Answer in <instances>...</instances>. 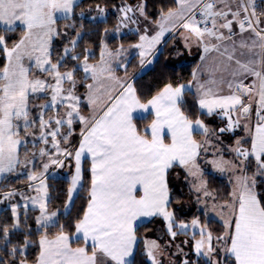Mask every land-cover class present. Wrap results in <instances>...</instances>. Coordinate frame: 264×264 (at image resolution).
Here are the masks:
<instances>
[{
  "label": "snow or ice",
  "instance_id": "obj_1",
  "mask_svg": "<svg viewBox=\"0 0 264 264\" xmlns=\"http://www.w3.org/2000/svg\"><path fill=\"white\" fill-rule=\"evenodd\" d=\"M176 4L175 10L169 9L166 13L161 10L157 22L159 30L154 35H147L145 29L140 42L132 45L139 49L141 66L152 63L146 58L154 55L166 32L177 26L182 28L186 46L195 40L204 46L205 53L215 51L221 57L207 81L200 82L199 70L192 73L198 109L208 116L218 114L226 120V126L220 128L219 133L242 128L250 139V148L242 146L247 141L241 138L230 149L238 164L223 158L210 161L221 173L232 170L239 174L235 176L230 201L219 206L222 234L214 237L207 225L201 226L199 219L192 220L190 226L198 229L200 235V239L195 240V254L207 257L209 264H264V191H257L256 180V176H264V13L256 11L255 0H176ZM75 6L77 0H0V30L10 33L23 29V35L11 47L6 36L0 35V52L6 58V63L0 67V174L14 172L21 165L19 150L25 143L21 122L26 134L36 122L30 119V97L39 98V94L50 92V101L39 106L40 139L47 144L50 136L56 151L40 150L41 157H49V162L43 163L40 176L29 173L28 180H38L35 191L43 193L30 198L34 206H39L37 224L43 229L58 226L59 232L53 239H49L47 232L41 235L34 264H136L137 222L141 218L162 216L168 222L170 235L173 238L177 235L172 230L173 214L167 210L170 203L168 178L173 169H184L198 181L194 185L197 193L215 199L208 191L198 162L202 152L207 153L211 144L209 137L214 133L203 120H193L183 109L186 89L193 87L191 82L167 83L143 102L133 83L118 77L110 63L123 49L113 52L106 44L98 64L88 63V55L83 58L85 78L93 82L84 84L92 114L82 115L81 97L75 95L76 69L62 73L61 61L53 63L50 51L53 38L59 34L58 19L70 17ZM119 11L123 14L122 24L132 19L128 13L139 12L148 18L143 2L135 8L126 4ZM233 25L238 28L239 40L234 39ZM71 43L74 48L76 41ZM69 51L65 49L66 54ZM71 59L79 60V57ZM117 67L126 70L127 65ZM33 68L50 76L54 83L34 77ZM250 78L252 82L245 83ZM65 82L70 84L68 89L64 88ZM105 82H110L107 88ZM59 107L67 109L63 117L57 112L56 117L45 119L47 110ZM149 116L152 117L150 123L143 129L138 127L137 121L147 120ZM74 121L83 128L73 154L60 147L57 137L68 143ZM65 125L68 131L62 134L61 128ZM197 135L205 137L204 141H198ZM85 154L91 158V187L86 210L74 225V235L82 240L83 246L73 247V237L66 233L65 225L59 224L58 213L48 211L47 185L43 177L50 166L64 167L65 159L74 158L75 174L65 205L68 208L82 182L81 164ZM253 158L256 172L250 177L246 174V163ZM14 195V192L4 193V199ZM12 214L17 221L15 228L19 223L17 205L12 206ZM190 226L181 223L178 227ZM2 236L8 240L7 226L3 227ZM32 244L33 241L25 239L22 247H13L9 255L15 261L17 255H24V250ZM145 246L151 264H160L156 258L160 246L155 241L145 242ZM0 264L6 261L0 258ZM19 264H28L27 257L19 260ZM183 264L189 262L185 260Z\"/></svg>",
  "mask_w": 264,
  "mask_h": 264
},
{
  "label": "trees",
  "instance_id": "obj_2",
  "mask_svg": "<svg viewBox=\"0 0 264 264\" xmlns=\"http://www.w3.org/2000/svg\"><path fill=\"white\" fill-rule=\"evenodd\" d=\"M127 3V5H136L137 2H143L145 4V11L148 21L155 22L160 18L161 10L165 13L177 7L176 0H80L77 6L74 7L71 17L67 19H61L57 21L56 28L58 35L52 40L51 47V59L52 62H56L60 55L69 48L71 51L79 57V60H73L67 58L62 62L60 71L66 69H76V73H80L77 68L78 62L81 60L83 55L85 56L86 50H91L89 60L94 62L99 59V53L101 46L105 43L108 48L114 50L119 46L124 47L125 45H132L137 42V37L134 35L121 36L120 38H115L113 36V30L115 25L118 23L117 16L113 11L114 8L119 7L122 3ZM92 7H102L106 9L105 19L100 21H92L82 17L81 13L89 10ZM0 35H5L8 39V46L11 47L12 44L23 35V29L18 28L14 32L5 33L0 30ZM173 38L170 37L163 44L162 49L159 51L157 58L152 63V66L143 74L133 78L132 83L137 90V94L140 96L143 102H146L157 92H159L165 84L172 83L173 85L188 83L191 80L193 69L197 64V57L193 56V59L185 64L178 67H173L169 65L170 59H172L173 46H178L171 43ZM72 41H76V45L73 48ZM170 46H169V45ZM137 56H132L128 67L132 71L136 70L137 66ZM6 63V58L3 52H0V67H3ZM183 109L190 116V118H199L204 121L205 125L209 128L210 132L217 130L222 126V120L215 117L214 115L208 116L198 111L196 100L192 92L187 91L185 96V104ZM147 120H138V127L141 129L148 123ZM222 123V124H221ZM238 133V132H236ZM236 133L230 134L227 138L226 134L221 135L223 139L217 147L218 152L223 157L232 158V153L229 152L228 146L234 143L235 138L239 135ZM226 140V141H225ZM227 142L225 144V142ZM243 146H249L248 142H244ZM208 156L206 154L201 156L199 164L204 171V178L207 181L208 190L213 194L215 200L219 203H225L230 198L231 186L230 183L225 178L218 177L206 170L207 164L205 162ZM256 172V165L254 158L250 159L246 163V174L248 176H253ZM82 184L81 187L73 199L70 211L59 217V224L65 225V231L67 234H72L74 230V225L78 218L82 217L88 202V192L90 189V173L88 162L83 164L82 173ZM169 193H170V203L169 210L172 211L175 219L179 220L181 217L178 215L179 206L185 198V194L188 196H193L190 188L187 186V177L185 173L180 168H175L171 171L169 175ZM257 180V191H264V176H256ZM69 180L67 179H56L51 181L48 185L49 200L48 209H59L62 207L66 201L68 192ZM197 214H188L183 216L187 220H191L192 217L196 216L200 219L202 223H205L213 233V236L222 234L224 231L223 225L214 219H207L201 211H197ZM35 210H30L26 215H21L19 219V228H14L15 224L11 215L10 210H2L0 212V258L6 261V264H12L14 261L12 256L9 255L13 247L20 248L24 244L25 239L33 241V244L25 249L24 255H17L16 260L24 259L27 257L28 262H34L39 254L38 241L42 234L47 232L49 237L55 236L59 232V227H49L44 231L36 229L35 224ZM185 220V221H187ZM163 225V220L161 217L155 218L147 223L141 224L137 227V248L135 251V262L136 264H151L147 260V254L145 252L146 247H144V240L148 233L152 231L154 225L158 222ZM7 226L9 228V237L5 241L2 236L3 227ZM75 244H80L81 242L75 241ZM193 264H203L201 260H195L191 257Z\"/></svg>",
  "mask_w": 264,
  "mask_h": 264
},
{
  "label": "rangeland",
  "instance_id": "obj_3",
  "mask_svg": "<svg viewBox=\"0 0 264 264\" xmlns=\"http://www.w3.org/2000/svg\"><path fill=\"white\" fill-rule=\"evenodd\" d=\"M141 3L142 2H138L137 5H139ZM126 4L127 3L123 2L119 7H116L113 9V11L115 12V14L117 16V20H118V23L115 25L114 30H113V36L115 38H120L121 36H126L129 34L134 35L137 37V42L134 44H137L139 41L140 35H142V33H145V29H139L136 26L137 22L141 20L142 16L139 14V12L128 13L129 16L131 15L132 19L125 21L124 24H126L127 26H124V24H122L121 20H120V18L123 14L119 11V9ZM137 5H134V6L132 5V7L135 8ZM98 8H102V7H92L89 10H86L83 13L82 17H85L86 19H90L92 21H100V20L105 19L106 9L102 8V9H104V11L100 12L98 10ZM132 20H135L136 22L132 23ZM182 31H184V30L182 28H179V29L175 30V32H174L175 34H173V35L179 34V37H182ZM180 41L178 42V41L173 40L170 43V45H171L174 42L178 46V48L176 46H173L174 50H173V53H171L172 59H170L169 65H171L173 67H178L182 64L188 63L193 59L192 53L188 49L189 43L186 46L185 40L183 42L180 39ZM165 42L166 41H164V43ZM134 44H132V45H134ZM104 45H105V43L101 46V50L99 53V59L97 61H94V62H92L88 59V63H90V64H98L99 63L101 51H102ZM132 45H128V46L125 45L124 47L119 46L114 50L108 48L109 50H111L113 52H115L117 49H121V48L123 49L121 55L118 57H114L110 61V63L112 65V67L114 69H116L117 76L121 77V78H126L127 80L130 81V83H132V80L134 77L143 74L152 66V64H151V66L149 65L148 67H145L144 69L140 70L141 66H140L139 60L136 58L137 59V66H136L137 68L135 71L131 72V69L128 67V64L131 61V57L133 55L132 51L134 48L132 47ZM51 47H52V43H51ZM162 47H163V45H162ZM162 47H161V49H162ZM68 49L70 51L67 54L64 51L62 53V55H60L58 60H57V61H61V64L64 60H67L68 57H69V59H71L72 56H76V54H74L71 51L70 47ZM50 51H52V50L50 49ZM90 54H91V50H87L85 55H90ZM133 56H135V55H133ZM157 56H158V54H157ZM157 56H156V58H157ZM61 58H63V59H61ZM83 58H84V55L77 64V68L80 70V73L75 72V74H74V78L77 81V85L75 88V95L81 97V104H80L81 114L85 115V116H90L92 114V108L87 104V93H86V88L84 87V84L92 83L93 81L90 78H87V79L85 78V73L82 70ZM56 62H53V63H56ZM26 64H27V61H26ZM117 65H127V68L125 70L124 67H117ZM70 70H73V69H70ZM65 71H69V70L66 69V70L61 71V72L63 73ZM33 76L34 77L38 76L41 79H45L48 81V83H54V80H52V78L50 76H48L44 73L37 72L34 68H33ZM109 84H110V82H105V87L107 88L109 86ZM69 87H70V84L68 82H65L64 88L68 89ZM50 98H51L50 92L47 94H39V98H37L36 96L30 97V112H31L30 119L35 120L36 122L31 127L28 128L27 134L24 132L23 124L21 122V136L24 138V141H25L24 145L19 150L20 151L21 165L18 166L14 172L0 174V212L2 210H6V209L10 210L13 221L16 224V222H17L16 217H14L12 214V206L13 205H17L18 221H19L20 216L22 214L26 215L30 210H35V212H36V214H35L36 215L35 216L36 229L40 230V231H44L45 229L41 228L37 224V217L40 215L39 206H38V204L34 206L31 202L30 198L38 197L40 195H43V193H37V191H35V186L39 184V181L38 180L37 181H29L28 180V174L29 173H35L37 176H40V174L43 172V168H42L43 163L49 162V157H47V156L41 157V155H40L41 149H45L46 151H48L50 153H55V151H56L52 147V142H51L52 138L50 136L48 137L49 143H47V144L43 143L42 140L40 139L41 129H40L38 117L40 115L41 109L39 106L49 102ZM66 110L67 109L64 107L51 108L45 112V119H48L49 117H56L57 112L59 113L60 117H63ZM220 119L222 120L221 122L223 123V124L221 123L222 126H220L217 130L213 131L212 133H214V135L210 136L209 138L211 141L214 142L215 146L217 147L218 141H219V143L223 141V139L221 138V135L226 134V136L228 138L230 136V134L238 132V133H236L237 135H239L238 138L236 137L234 140V143H232V145L231 144L226 145V147L228 146L227 148H228L229 152L232 153V156H233L232 158L235 159L237 162H239L235 153L230 151V149L234 148L236 146V140L237 139L244 138V140H246L248 142L249 139H248L247 133L242 128L236 129L235 132L219 133L218 130L220 128L226 126V120L222 117ZM52 127L54 128V127H56V125L53 123ZM82 128H83V125L81 123H79L78 121H74V123L72 125V135L69 137L68 143H65L64 140L62 139V137H57V139L60 141V147L61 148H67V149L71 150L73 144L75 143L78 136L80 135ZM67 131H68V129H67L66 125L61 128L62 134L66 133ZM226 143L227 142H225V144ZM243 147L247 148V146H243ZM219 148H217V152H218ZM59 158L63 159V157H59ZM70 159H71V157H68L67 159L64 160V164H65L64 167H58L56 165H52L49 167L47 173H45L43 178H44L45 184L47 185V199L48 200H49V191H48L49 183L51 181L53 182V180H56V179H67L68 180V167H69V163L71 162ZM209 173H211V172H209ZM196 183H198L196 178L191 177L190 182L187 184V186L190 188V190L192 192H194L195 195L188 196L187 194H185L186 196H185L184 200L181 202V205L179 206L178 215L181 218L179 220H177V219H175V217L173 215L172 230L177 233L176 237L173 238L170 235V233L168 231V222L162 217L163 225L161 223L162 221L161 222L159 221L158 223H156L154 225V227L152 228V231L150 233H148V235L146 236V238L144 240V244H145V242L155 241L160 246L159 251L157 252V256H156V258L160 262V264H178V261H183L184 259H187V261L189 262V261H191V257H194L195 260H201L203 264H209V259L207 257H200V256L196 257L195 256V251H194L195 241H194V239L196 237H200V235H199L198 229H193L190 225H191V222L193 219H199V218L194 216V217H192L191 220H187V218H185L183 216H186V215L192 214V213L195 215L198 213L197 211H201L207 219H216L217 220V219H221L220 215H218V213H220L222 210L218 209V208H215V210H214L213 205L209 200V197H204L201 193H197L195 191L194 185ZM30 185H32V186L30 187ZM7 192H14L15 195L13 197H11L10 199H4V193H7ZM196 195H198L200 197V204H198L199 201H198V198ZM214 201L217 202L215 199H214ZM67 202H68V200L66 197V201L64 202V204L62 205L61 208L52 209V210L48 209L49 213L57 212L58 213L57 219L59 221L60 216L65 215L70 211L72 204L68 208H65V205ZM217 203H219V202H217ZM169 212L172 213V211H170V210H169ZM185 220H187V221H185ZM199 221H200V219H199ZM181 223L188 224L190 227L187 229H180L178 226ZM200 225L204 226L206 224L202 223L200 221ZM16 228H19V223H18V227H16ZM194 233H195V238H193ZM144 247H146V246L144 245ZM24 252H25V250H24ZM145 252L147 254V248H146ZM21 259H19V260H21ZM19 260L13 261L12 264H19ZM100 260H101V258L98 257V261H100ZM147 260L149 261V263H151V261L148 259V257H147ZM34 262H28V264H34Z\"/></svg>",
  "mask_w": 264,
  "mask_h": 264
},
{
  "label": "crops",
  "instance_id": "obj_4",
  "mask_svg": "<svg viewBox=\"0 0 264 264\" xmlns=\"http://www.w3.org/2000/svg\"><path fill=\"white\" fill-rule=\"evenodd\" d=\"M80 0H77V3L79 2ZM138 4V2L136 3V5ZM255 4H256V11L258 12V13H264V8H262L261 6H260V4H259V2L257 1V0H255ZM176 9V8H175ZM174 9V10H175ZM59 15V14H58ZM130 17H131V15H130ZM262 19H264V17H262ZM58 20H61V19H58ZM160 20V18L157 20V21H155V22H151V21H148V20H146L143 16L141 17V20L140 21H138L137 22V28H139V29H147V35H149V36H151V35H154L159 29H158V27H157V22ZM140 25V26H139ZM177 29H179L178 28V26L176 27V28H173L172 29V31H169V32H166L165 33V36H164V38L162 39V41H161V43L160 44H158L157 46H156V50H155V53H154V55L153 56H149V57H147L146 58V61L147 60H151L152 62L156 59V56H157V54H158V52H159V50H161V47H162V45H163V43H164V41H166V40H168L170 37H172L175 41H180V39L184 42V39H183V36L182 37H179V34H176V35H173V34H175L174 32H175V30H177ZM233 30H234V32H236V35H235V37H234V39H236V40H239L240 39V36H239V31H238V28H237V26L236 25H233ZM182 33H184V31H182ZM142 34H145V33H142ZM225 34H227V33H225ZM178 35V36H177ZM185 35H186V33H185ZM245 36H248V33H245ZM180 38V39H179ZM172 39V40H173ZM140 42V40L138 41V43ZM181 42V41H180ZM212 43H215V41H212ZM203 45L202 44H199V43H197L195 40H193V41H191L190 43H189V45H188V49H189V51L192 53V56H196L197 57V59H198V61H197V64H196V66H195V68L193 69V71L194 70H199V72L201 73V75L199 76V80H200V82L201 83H203V82H205V81H207L208 80V78H209V74L211 73V71H212V69H213V67H214V65L216 64V63H218L220 60H221V57L219 56V53H217V52H215V51H212V52H209V53H205L204 52V50H203ZM136 48H134L133 49V51H132V53H133V55H135V56H137V59L139 60V63H140V57H139V49H136ZM132 55V56H133ZM131 57V56H130ZM201 57H204V59L202 60L201 59ZM151 64L152 63H145V65L142 67L141 66V64H140V70H142V69H144L145 67H148L149 65L151 66ZM193 73V72H192ZM115 74L117 75V72H115ZM128 82H130L129 80H127ZM192 83L193 84V87L191 88V89H186V92L187 91H189V92H192L193 94H194V97H195V100H196V85H195V82H193L192 81V77H191V80L188 82V83H184V84H189V83ZM252 81H251V78L249 79V80H246L245 81V83H251ZM226 91V90H225ZM158 93V92H157ZM156 93V94H157ZM155 94V95H156ZM151 99V98H150ZM149 100V99H148ZM197 109H198V106H197ZM253 109L255 110V104H253ZM198 111L199 112H201L202 113V111L201 110H199L198 109ZM214 116L215 117H217V118H221V116L220 115H218V114H214ZM151 116H149V119H148V123H150V121H151ZM195 119H197V118H195ZM195 119H193V120H195ZM253 122H255V116H253ZM143 129V128H142ZM81 134V133H80ZM198 141H204V139H205V137H203V136H200V135H197L196 137H195ZM210 139V138H209ZM249 139V138H248ZM80 140H81V135H79L78 136V138H77V140L75 141V143L73 144V146H72V148H71V151H73V154H74V151H75V149H77L78 148V146H79V142H80ZM248 143H249V146L247 147V148H250V139L248 140ZM217 148L218 147H216L215 146V144H214V142L213 141H211V144L208 146V151H207V153H204V152H202V154H201V156L202 155H204V154H206L208 157L206 158V160H205V162H206V164H207V167H206V170L208 171V172H211V173H213V174H215V175H217L218 177H221V178H225V179H227V181L230 183V186H231V192H232V190H233V187L235 186V176L237 175V174H239V173H237V172H234V171H232V170H226L225 172H223V173H221V172H219V171H217L216 169H215V167L210 163V161H212L213 159H220V158H223L224 160H228V161H233V162H235V163H239V162H237L235 159H233V158H228V157H223L219 152H217ZM217 152V153H216ZM71 157V156H70ZM201 159V157L199 158V160ZM71 162L69 163V167H68V180H69V186H68V188L69 187H71V178H72V176L75 174V160H74V158L73 157H71ZM199 160H198V162H199ZM84 162H88V166H89V173H90V187H91V172H90V168H91V158L87 155V154H85V156L84 157H82V164H81V167H82V173H83V164H84ZM201 167V166H200ZM179 168V167H178ZM184 173H185V175H186V177H187V183H189L190 182V180H191V176H188L187 175V173H186V171L184 170V169H182V168H180ZM202 169V168H201ZM202 171H203V169H202ZM203 173H204V171H203ZM203 178H204V176H203ZM205 179V178H204ZM81 184H82V182H81ZM80 187H81V185L80 186H78V189H77V192L74 194V198H75V196H76V194L78 193V191H79V189H80ZM192 192V191H191ZM196 193V192H195ZM192 194L193 195H195L194 194V192H192ZM197 197H198V195H196ZM73 198V199H74ZM230 199H231V196H230V198H229V200L228 201H230ZM67 200H68V192H67ZM169 200H170V193H169ZM209 200H210V202L212 203V205H216V208H218V209H220V205H222V204H225V203H217V202H215L214 201V199H212L211 197H209ZM198 201H199V203L198 204H200V197H199V199H198ZM227 201V202H228ZM169 206V205H168ZM87 207V206H86ZM85 210H86V208H85ZM167 210L169 211V208H167ZM224 212H225V214L227 213V210L225 209V210H223ZM83 216V215H82ZM205 216V215H204ZM158 217H161L162 218V216H155V217H149V218H141L138 222H137V227L139 226V225H141V224H144V223H147V222H149V221H151V220H153V219H155V218H158ZM163 220V219H162ZM214 220H216V219H214ZM217 221L218 222H220L222 225H223V221L221 220V219H217ZM74 232H75V229L73 230V232H72V234H68V235H70V236H72L73 237V242H75V241H78V242H81L80 244H75V243H73L72 244V246L73 247H80V246H83V242H82V240H77L76 239V237H75V235H74ZM186 236V235H185ZM55 236H52V237H49V239H53ZM187 237V236H186ZM200 239V237H196L195 239H194V241L195 240H199ZM137 243H138V239H137ZM136 248H137V245H136ZM136 248H135V251H136ZM89 254H91V248L89 247ZM195 256L196 257H198L196 254H195ZM200 257H204V256H200ZM100 258V257H99ZM185 260H187V259H184L183 261H178V264H183V262L185 261ZM189 264H193L192 262H190L189 261Z\"/></svg>",
  "mask_w": 264,
  "mask_h": 264
},
{
  "label": "built area",
  "instance_id": "obj_5",
  "mask_svg": "<svg viewBox=\"0 0 264 264\" xmlns=\"http://www.w3.org/2000/svg\"><path fill=\"white\" fill-rule=\"evenodd\" d=\"M262 8H264V0H257Z\"/></svg>",
  "mask_w": 264,
  "mask_h": 264
}]
</instances>
